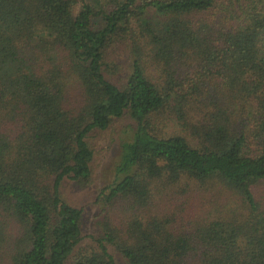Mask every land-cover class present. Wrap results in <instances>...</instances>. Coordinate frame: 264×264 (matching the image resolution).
<instances>
[{"label": "trees", "instance_id": "obj_1", "mask_svg": "<svg viewBox=\"0 0 264 264\" xmlns=\"http://www.w3.org/2000/svg\"><path fill=\"white\" fill-rule=\"evenodd\" d=\"M129 39L118 86L107 54ZM125 116L103 233L83 249L63 185L91 181L89 136ZM183 179L230 201L183 230L146 213ZM121 200L143 215L119 230ZM112 244L125 264H264V0H0V264H119Z\"/></svg>", "mask_w": 264, "mask_h": 264}, {"label": "rangeland", "instance_id": "obj_2", "mask_svg": "<svg viewBox=\"0 0 264 264\" xmlns=\"http://www.w3.org/2000/svg\"><path fill=\"white\" fill-rule=\"evenodd\" d=\"M114 0H91L94 7L103 9L113 7ZM98 3V4H95ZM80 10V5L75 7V13ZM156 19L153 18L152 21ZM94 26L99 28L102 25L101 18L93 21ZM131 41H125L122 44L112 46L108 51L106 63L108 67L104 68L107 79L118 86L125 83L127 73L131 64ZM157 77V74H154ZM134 121L125 116L116 120L107 131H95L89 138L88 142L94 152V158L91 164L92 177L91 181L85 185H77L71 182H65L62 194L69 204L83 209L82 231L84 241L82 248L94 246V237H99L103 233L105 213L103 212L102 203H97L99 192L107 186L113 185L117 179L115 173L116 162H118L121 149L124 142L128 141L135 128ZM220 189L210 187L201 190L199 185L189 180L183 179L174 186L165 189H157L153 200L150 202L149 209L146 213L159 218H171L172 228L176 230L187 229L192 222L207 217L210 212L223 210L228 204L227 195L220 194ZM130 200L119 201L114 209L108 215L112 225L122 230L123 221L132 216H141L143 214L130 208ZM108 209L106 206H104ZM109 252L115 257L119 264H125L124 259L116 250V247L109 246Z\"/></svg>", "mask_w": 264, "mask_h": 264}]
</instances>
